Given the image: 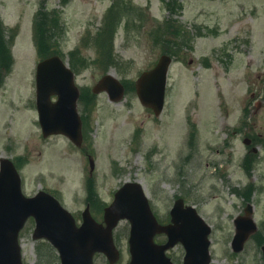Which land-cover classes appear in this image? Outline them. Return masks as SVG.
I'll return each mask as SVG.
<instances>
[{
	"label": "rangeland",
	"instance_id": "rangeland-1",
	"mask_svg": "<svg viewBox=\"0 0 264 264\" xmlns=\"http://www.w3.org/2000/svg\"><path fill=\"white\" fill-rule=\"evenodd\" d=\"M110 6L116 29L105 41L113 56L106 63L100 56L101 64L93 40ZM43 13L57 24L46 25L48 51H38L34 41ZM0 30L10 55L0 72V158L17 164L24 194L59 191L72 214L80 218L89 202L101 219L114 191L137 180L160 220L178 196L196 207L212 228L211 264H264V0H0ZM166 52L172 62L165 105L155 116L138 100L134 81ZM53 53L75 67L84 100L81 147L64 135L41 134L35 66ZM106 72L126 86L118 102L91 93ZM244 137L252 138L256 152ZM246 203L258 229L234 252L233 220ZM128 226L120 221L117 234ZM125 238L119 240L121 264ZM20 245L24 264H58L53 248L33 240L32 226L20 234ZM171 254L180 264L182 246Z\"/></svg>",
	"mask_w": 264,
	"mask_h": 264
},
{
	"label": "water",
	"instance_id": "water-1",
	"mask_svg": "<svg viewBox=\"0 0 264 264\" xmlns=\"http://www.w3.org/2000/svg\"><path fill=\"white\" fill-rule=\"evenodd\" d=\"M170 56L162 54L155 66L143 71L135 80L140 102L158 115L164 104L167 70ZM36 107L44 136L64 133L76 145L81 144V118L77 112L79 89L74 74L58 55L40 60L36 65ZM93 92L105 91L111 101H118L124 86L112 74L102 76ZM55 95L56 99L51 100ZM248 144L250 140L244 139ZM90 167L93 161L90 159ZM35 219L33 238H47L59 251L62 264H92L95 252H103L110 262L119 253L112 239V229L120 219L130 223L129 264H173L166 249L182 243L185 254L182 264H209L208 235L210 226L192 205L175 199L170 209V222L159 224L139 182H125L115 193L111 204L104 207L103 221L97 222L86 207L82 223L76 227L73 216L59 201L45 191L31 197L21 191L20 176L12 161L0 159V264H23L18 233L28 217ZM104 224V226H103ZM235 232L231 241L234 251L257 230L253 220V206L247 203L243 214L234 218ZM156 234L167 240L154 242ZM264 254V245H262Z\"/></svg>",
	"mask_w": 264,
	"mask_h": 264
},
{
	"label": "trees",
	"instance_id": "trees-1",
	"mask_svg": "<svg viewBox=\"0 0 264 264\" xmlns=\"http://www.w3.org/2000/svg\"><path fill=\"white\" fill-rule=\"evenodd\" d=\"M111 8L108 10V12H107V14L105 16L104 26L102 27V29L100 31L97 32V34H96V36H95V38L93 40L94 41V44L96 46L97 52L99 54V58H98L99 59V62H100V56H101L103 63L105 62V59L106 60H110V58L113 56V54L111 53V50L113 51V47L110 45V43L108 44L105 41L108 37H110V34H113L114 33V31L116 29V26H115L116 25L115 16L110 13ZM108 14H111L113 16V21L110 20V18H108V20H107ZM42 17H43V19H42V22H41L40 27H39V31L40 32L37 33V36H36V45H37L38 51H44V50L48 51V50L51 49L50 46H49V45H51V43H49L50 40H48V41L46 40L47 43H48L47 44L45 42V40H44V36L45 37L49 36V35H47L48 30H47L46 25L48 26V24L50 22L53 25H56V26H57V24H56L54 18L45 16L44 13L42 14ZM36 27H37V23H36ZM56 42H57V39H56ZM71 54L73 55L74 52H71ZM9 64H10V55L6 53V46L4 44V41L2 40V32L0 30V72H1V68L2 67H8ZM73 68L75 69V67H73ZM82 101H84L83 100V96L80 98V103ZM88 102H89V104H91L92 99L91 98H88ZM89 106L90 105H88V106H86L84 108L89 109ZM249 167H250V163H248V167L246 169L247 174H249ZM89 192L92 193V188H91L90 185H89ZM90 197L92 198V195H90Z\"/></svg>",
	"mask_w": 264,
	"mask_h": 264
},
{
	"label": "flooded vegetation",
	"instance_id": "flooded-vegetation-1",
	"mask_svg": "<svg viewBox=\"0 0 264 264\" xmlns=\"http://www.w3.org/2000/svg\"><path fill=\"white\" fill-rule=\"evenodd\" d=\"M32 223H33V221L31 219H29L28 222H27V225L29 226ZM127 236H128V234H125V233L117 234L116 232H114V234H113L115 244L118 246V248L120 250V254H121L120 255V259L114 264H121L123 262V260H124V255H123V252L121 251V248H122L121 247V243L122 242L119 241V240L122 239V238H125V237L127 238ZM47 245H49V244H47ZM49 247H51V246L49 245ZM173 250H174V248L171 249L170 251H168V254L170 255V257H171L172 261L174 262V264H177L176 261H175V257L171 254V251H173ZM96 255H98L97 257H100L99 255L102 256V254H96ZM102 257L104 258L105 264H111L109 261H107V259L104 256H102ZM57 260H58V264H60L58 256H57ZM95 264H96V262H95ZM126 264H128V256H127Z\"/></svg>",
	"mask_w": 264,
	"mask_h": 264
}]
</instances>
